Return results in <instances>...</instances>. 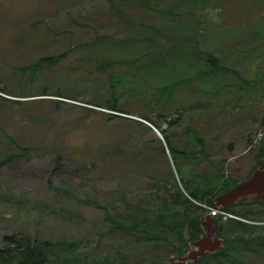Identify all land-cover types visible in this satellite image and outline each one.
I'll return each instance as SVG.
<instances>
[{
    "label": "rangeland",
    "instance_id": "1",
    "mask_svg": "<svg viewBox=\"0 0 264 264\" xmlns=\"http://www.w3.org/2000/svg\"><path fill=\"white\" fill-rule=\"evenodd\" d=\"M142 2L0 0V160L19 153L0 169V247L5 237L24 235L64 247L75 242L93 261L145 264L150 247L174 245L173 229L158 234L162 241L152 232L155 239L145 243L141 231L106 218L107 211L115 221L127 218L129 204L153 211L170 199L151 185L172 190L175 167L168 152L160 153L162 130L187 152L175 157L183 169L213 165L239 177L258 167L264 0ZM110 75L125 79L113 93ZM111 98L123 113L108 110ZM169 119L179 122L171 126ZM8 137L29 150L20 154ZM175 183L193 203L174 204L179 226L192 206L210 212ZM159 254L173 253L167 247ZM237 257L238 264H264V251Z\"/></svg>",
    "mask_w": 264,
    "mask_h": 264
},
{
    "label": "flooded vegetation",
    "instance_id": "2",
    "mask_svg": "<svg viewBox=\"0 0 264 264\" xmlns=\"http://www.w3.org/2000/svg\"><path fill=\"white\" fill-rule=\"evenodd\" d=\"M264 162V159L259 162ZM255 169H248L247 173L244 176L237 177V173L226 171L224 169H178L176 171V180L174 181V174L171 183V212L166 213L163 217V221L161 222L160 227H164V231L168 233L170 230H174V238L176 241L173 244H170V241H167L166 244L158 246V247H150L149 251L146 253V258L144 259L145 264H170L174 261V264H196L201 263L205 258L221 254H228L233 246L234 242L238 241L241 243H252L253 241H260V239L264 238V234L260 235L258 230L264 227V222H260L259 220L264 219L261 211L264 213V202H259L253 200L251 197H246L244 200L242 198L239 199V202L231 204L225 208H222L221 211L213 217L215 223H212L211 226H204V223L207 217L212 212V207L210 212H206L204 209L200 207L192 206L191 211L188 213L184 212L182 216L183 223L185 224V228L183 229V237H179L177 234L179 221V215L177 212L174 213V195L175 198L178 199L179 205L188 206V201L181 196L180 192L175 186L181 185L183 188L187 187L191 190L193 194L198 196L200 200H203L204 203L208 204L212 198V194L209 192L211 189H224L227 191L232 188L242 184L243 182L249 180L254 173ZM200 189L201 191H198ZM225 193V192H224ZM223 194V193H222ZM188 195V194H187ZM221 195V194H220ZM188 197H190L188 195ZM191 198V197H190ZM193 199L196 205L201 204L200 200ZM178 204H175L176 206ZM205 206V205H204ZM229 213L232 218L225 219L222 215L223 213ZM263 217V218H262ZM144 225L149 226L148 230L151 232L152 229H156L158 225L156 223H150V219H143ZM217 230H216V226ZM189 225L188 228V238L184 236V230L186 226ZM154 227V228H153ZM144 231L141 234L145 238V243H149L150 240L155 239V237H151L152 235ZM264 232V230H263ZM157 238H160V235H156ZM209 238V242L205 245V255H203L197 261H186L183 262V259L190 256L191 253L198 252L200 250L199 243L204 239ZM162 239V238H160ZM217 239L222 240V248L219 250L208 253L209 249H214L216 247L215 241ZM170 244V245H169ZM171 251L173 254L167 258L162 259L159 254V250Z\"/></svg>",
    "mask_w": 264,
    "mask_h": 264
},
{
    "label": "trees",
    "instance_id": "3",
    "mask_svg": "<svg viewBox=\"0 0 264 264\" xmlns=\"http://www.w3.org/2000/svg\"><path fill=\"white\" fill-rule=\"evenodd\" d=\"M138 2L140 4H142V0H138ZM184 3L189 4L191 3L192 5H199L201 3H204L205 0H183ZM143 6V4L141 5ZM121 16V15H120ZM140 39V38H139ZM136 39H134L133 37L130 39V41H135ZM120 43L126 42L125 40L123 41H119ZM193 47V46H192ZM183 48L185 49V51L183 52L185 57H190L189 56V52L186 50L188 48V46H183ZM179 56L183 57V54L180 52ZM192 55V54H191ZM204 55H207V53L205 52ZM192 57V56H191ZM193 58V57H192ZM198 58V57H197ZM194 59V58H193ZM207 60L208 62L211 64L212 69L213 68H217L216 66V60L212 57V55L208 54L207 55ZM120 81V82H119ZM122 81H125V79H119L116 80L114 76L110 75L109 76V84H110V90L111 93H113V91L115 90V88L117 87V83L123 84ZM135 86H137V81H135ZM172 89L173 88H168V96L170 97L172 95ZM177 89V83H174V97H175V90ZM3 92L6 93H10V91H8L7 89H2ZM164 102H166L164 100ZM20 104V103H19ZM22 104V103H21ZM100 104V103H97ZM106 106L108 108L109 111L112 112H116V113H123V111L121 110V108H119L117 101L114 100L113 98L110 99V102L106 103ZM162 116V115H161ZM143 118L149 122H153L154 125H157V123H155L154 121H151V119L144 115ZM168 124H170L171 126L178 124L179 119H169L168 120ZM162 135H163V139L162 141H159L161 144V155H167V152L172 160V166L173 168L175 167V169H171L172 175L175 173L178 169H183L182 166H178V164L175 161V157L179 154H187V152L181 151L180 149H177L174 145V141L173 139L170 137L169 134H167L166 131L162 130L161 131ZM8 140L16 147V150L20 152V154H23L25 152H27L29 149L28 148H22L21 146H19L15 140H13L12 138L8 137ZM195 140L197 145L199 146L198 152L199 155H203V153H205V146L203 144V140L201 137H197L195 135ZM19 155V153H12L9 156H6L5 158L0 160V169L8 164L12 159H14L15 157H17ZM258 161L256 163V165H259V162L262 161V159H264V139L263 142L261 144V146L258 149V157H257ZM157 159V158H156ZM256 166V167H257ZM212 169H220L217 166H213L212 165ZM152 186H159L160 189H165L167 190L168 194V198L170 199H162L160 197L157 198L162 199L161 202L162 204L159 205L158 209L156 208L155 210L151 211L150 208H145V209H139L135 210L134 206H132L131 204L128 205V208L131 210V214L126 218L125 215L124 217H122L121 219H119L118 221L114 220V217H112L110 215V212H106V218L108 220H111L113 222V224L120 229H134L137 231H141L142 233L144 231L149 232L148 227H144V222H143V218H141L139 216V214H144L147 213L148 217H151L150 219V223H156V225L161 224V222L163 221V217L166 213L171 212V205L169 204L170 200H171V191L168 190V188L159 185V183H152ZM185 188V189H184ZM183 190L188 193L191 198H195L198 199V196H196L195 194H193L191 192L190 189H188L187 187H184ZM178 191L180 192V194H182L181 196H184V193L178 189ZM198 191H201L200 189H198ZM212 194V198L214 199V197L219 196L220 194L226 192V190L224 189H211L209 191ZM187 199V198H186ZM189 202L190 200L187 199ZM213 200H211L210 202H208L209 206L212 207L213 206ZM174 204H178L179 201L178 199L175 198L174 195ZM201 203H204L203 200H200ZM89 203V202H88ZM191 203V202H190ZM90 204H94L98 207L99 204L98 203H93L90 202ZM193 204V203H191ZM170 205V208H169ZM188 210V209H187ZM130 213V212H129ZM138 215V217H137ZM180 214L179 217L180 218ZM150 228V227H149ZM185 228V224L182 223L179 226V231H181L180 236L181 238L183 237V229ZM164 227H160V225L157 226L156 229H152L151 232H154L153 234H163V236L165 235V231L163 230ZM264 230V227L258 230V233H262V231ZM158 240H161L160 238H157ZM6 240V244L3 247H0V264H119L118 261H113L114 258H112V256H106V258L104 259H96V261H93L88 255L87 253L83 252L81 255L80 253V247L77 243L75 242H70L69 244H67L65 247L63 245H65L66 243H61L58 245H52L51 243L44 241H32L29 237L24 236V235H12L10 237H5ZM54 246H58L60 248V253L58 252H54ZM264 251V238L260 239V241H253L252 243L246 242V243H241L238 241L234 242V246L232 248V250L228 253V254H217L208 258H205L201 263H196V264H238V262H240V260L238 259V254H240V252H248V253H253V254H262Z\"/></svg>",
    "mask_w": 264,
    "mask_h": 264
},
{
    "label": "water",
    "instance_id": "4",
    "mask_svg": "<svg viewBox=\"0 0 264 264\" xmlns=\"http://www.w3.org/2000/svg\"><path fill=\"white\" fill-rule=\"evenodd\" d=\"M246 197H251L253 200L264 202V162H261L258 167L255 169L251 178L242 184L232 188L231 190L217 196L214 200L213 208L211 214L207 217L204 226H211L212 223H215L213 217L217 215L222 208H225L231 204L239 202V199L242 198L244 200ZM216 226V224H215ZM188 228L189 225L186 226L184 230L185 238H188ZM217 230V226H216ZM209 242V238H204L200 243V250L198 252L191 253L189 257L183 259V262L188 260L197 261L203 255H205V245ZM216 247L214 249H209L208 253H213L220 248H222V240L217 239L215 241ZM170 264H174L172 261Z\"/></svg>",
    "mask_w": 264,
    "mask_h": 264
},
{
    "label": "crops",
    "instance_id": "5",
    "mask_svg": "<svg viewBox=\"0 0 264 264\" xmlns=\"http://www.w3.org/2000/svg\"><path fill=\"white\" fill-rule=\"evenodd\" d=\"M209 1H211V0H209ZM214 1H216V0H214ZM211 7H212V6L210 5V9H212ZM213 7H214V6H213ZM214 8H217V7H214ZM210 9H209V10H210Z\"/></svg>",
    "mask_w": 264,
    "mask_h": 264
},
{
    "label": "built area",
    "instance_id": "6",
    "mask_svg": "<svg viewBox=\"0 0 264 264\" xmlns=\"http://www.w3.org/2000/svg\"><path fill=\"white\" fill-rule=\"evenodd\" d=\"M227 217H230L229 215L226 214Z\"/></svg>",
    "mask_w": 264,
    "mask_h": 264
}]
</instances>
